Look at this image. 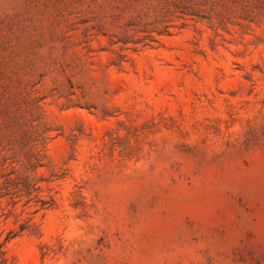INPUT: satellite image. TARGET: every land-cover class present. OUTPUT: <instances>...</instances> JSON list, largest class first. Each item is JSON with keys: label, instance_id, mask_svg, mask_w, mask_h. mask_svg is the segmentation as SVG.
Returning a JSON list of instances; mask_svg holds the SVG:
<instances>
[{"label": "rangeland", "instance_id": "obj_1", "mask_svg": "<svg viewBox=\"0 0 264 264\" xmlns=\"http://www.w3.org/2000/svg\"><path fill=\"white\" fill-rule=\"evenodd\" d=\"M0 264H264V0H0Z\"/></svg>", "mask_w": 264, "mask_h": 264}, {"label": "trees", "instance_id": "obj_2", "mask_svg": "<svg viewBox=\"0 0 264 264\" xmlns=\"http://www.w3.org/2000/svg\"><path fill=\"white\" fill-rule=\"evenodd\" d=\"M0 252H1V250H0Z\"/></svg>", "mask_w": 264, "mask_h": 264}]
</instances>
